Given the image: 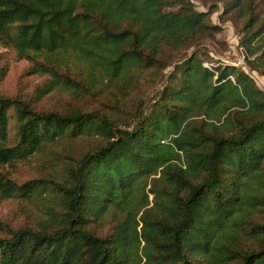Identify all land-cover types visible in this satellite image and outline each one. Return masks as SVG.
Listing matches in <instances>:
<instances>
[{"label": "trees", "instance_id": "obj_1", "mask_svg": "<svg viewBox=\"0 0 264 264\" xmlns=\"http://www.w3.org/2000/svg\"><path fill=\"white\" fill-rule=\"evenodd\" d=\"M223 6L247 71L205 65L221 31L214 6L0 0V41L45 77L33 98L0 95V169L25 171L0 174V195L40 213L0 227V264H264V91L249 74L264 76V0ZM166 69L140 96L144 75ZM83 91L100 107L35 108ZM86 137L88 151L45 169L47 146Z\"/></svg>", "mask_w": 264, "mask_h": 264}, {"label": "rangeland", "instance_id": "obj_2", "mask_svg": "<svg viewBox=\"0 0 264 264\" xmlns=\"http://www.w3.org/2000/svg\"><path fill=\"white\" fill-rule=\"evenodd\" d=\"M190 1L195 5L198 11H207L209 7L214 6L215 11L210 15L209 23L210 25L219 26L221 29V31L215 35V41L208 45L212 61L205 65L214 66L215 63L220 62L234 65L236 68L247 71L244 67L246 54L239 44V38L241 36L239 28L232 23L229 17L221 16L224 8L223 5L226 0ZM27 69L28 63L17 60L14 51L6 47L3 42L0 41V95L6 97L33 98L32 94L35 88L42 85L45 77L29 76L26 73ZM70 70L73 73L72 78L77 80L79 84L87 82L89 73L85 66L75 64L71 66ZM169 71L170 69L160 71L156 77L146 73L138 86L140 96L143 95V97H147L148 100L151 99L155 93L161 89L163 84L162 77L164 75L167 76ZM249 74L255 81L257 87L264 91V76H260L255 72H249ZM70 104L80 105L88 110L100 107L99 101L89 97L87 93L83 91L69 97L51 94L41 102L36 103L35 108L50 111L65 108L66 105ZM117 116L125 117L122 113L117 114ZM93 142V138L86 137L75 142L56 143L47 146L45 149V169L49 171L51 169H56L54 154H83L89 150ZM0 174H9L12 179L20 180L25 176V171L19 167V169H16L15 172L12 173L11 169L4 168L0 169ZM38 215H40L39 208L34 203L26 200H19L16 197L4 199L0 195V227L2 225L10 227H17L20 225L31 226L37 220Z\"/></svg>", "mask_w": 264, "mask_h": 264}]
</instances>
